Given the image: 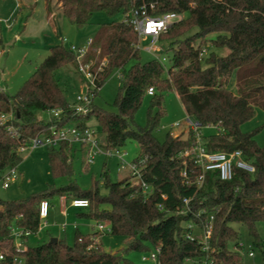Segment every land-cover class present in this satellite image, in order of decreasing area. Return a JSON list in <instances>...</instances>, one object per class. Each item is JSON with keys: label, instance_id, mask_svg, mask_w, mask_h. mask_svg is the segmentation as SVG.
I'll return each mask as SVG.
<instances>
[{"label": "trees", "instance_id": "16d2710c", "mask_svg": "<svg viewBox=\"0 0 264 264\" xmlns=\"http://www.w3.org/2000/svg\"><path fill=\"white\" fill-rule=\"evenodd\" d=\"M45 10L52 12V0H44ZM62 15L81 28L91 23L95 12L108 16L126 14L142 4L153 15L175 12L183 15L160 34L159 42L165 51H172L170 66L156 58L140 61L137 38L132 26L122 20L102 25L88 46L82 63L91 64L95 71V93L115 70H120L116 111H107L91 102L85 115L76 114L58 83L56 72L70 66L76 77V55L63 44L49 45L48 53L35 67L23 85L11 95L0 89V114H12L13 131L0 125V174L18 166L22 161L19 147L45 134L52 124L79 127L96 121L103 133L105 149L120 148L129 139L138 144L143 158L141 178L149 188L131 176L112 181L106 171L100 179L106 189L99 193L98 180L93 178L88 189H81L74 181L65 185H49L41 193L17 200L0 199V264H133L126 257L130 250H146L148 245L158 248V264H196L207 252L201 250L199 234L187 237V224L202 226L212 215L209 254L213 264H247L241 249L240 235L232 227L241 223L247 229L253 247L264 259V239L256 225L264 221V145L255 141L258 129L244 132L241 125L254 114V108L264 110V0H55ZM0 46L3 47L0 30ZM227 49L221 55L213 49ZM135 60L129 68L125 65ZM234 77L235 92L227 88ZM148 87L154 88L146 123L136 125L134 115ZM174 90L185 113L197 123V132L207 151L231 152L240 149L243 158L254 166L253 172L234 167L229 181L221 180L216 171H207L201 183L197 178L201 169L191 155L179 156L196 140L191 128L174 136L165 134L159 141L155 130L164 115L163 92ZM57 109L59 115L46 120L38 112ZM216 128L207 136L200 129ZM67 142L48 146L47 156L53 177L70 178L72 156L77 150ZM86 152V148L81 146ZM186 174L183 175L182 172ZM54 195L66 199L85 198L86 212L80 216L104 223L110 233L123 237L122 253L105 251L101 243L103 232L91 235L75 232L74 243L62 238L35 246L25 245L31 233L39 229L38 206ZM187 198V207L183 199ZM183 211V212H182ZM28 232L23 246L16 248L11 229Z\"/></svg>", "mask_w": 264, "mask_h": 264}, {"label": "rangeland", "instance_id": "374dc122", "mask_svg": "<svg viewBox=\"0 0 264 264\" xmlns=\"http://www.w3.org/2000/svg\"><path fill=\"white\" fill-rule=\"evenodd\" d=\"M53 19L47 15L44 0H0V30L2 33L3 47L0 46V89H3L7 95L14 94L23 83L29 78L35 67L48 53L49 45L54 43H62L67 49L71 46L83 48L86 41L93 38L102 25H108L112 22H120L124 18V14L117 13L114 16H108L102 11L95 12L92 16L91 23L78 28L72 25L61 13L56 6L55 0H52ZM186 14L181 15L185 16ZM150 45L149 40H140L139 55L140 61H147L156 56L160 59L164 68L170 66V58L172 51H165L160 42L155 45L160 51L150 52L147 47ZM217 53L223 55V49H213ZM225 50V49H224ZM135 60H130L125 68H129ZM64 70V71H63ZM120 70H115L106 79L103 85L95 94L92 101L99 108L107 111H116L114 100L118 91ZM58 83L63 93L72 105L75 97L80 94V85L74 70L67 68L60 69L56 72ZM227 88L235 92L234 77H230ZM151 96L145 95L142 102L135 112L134 122L136 125L143 126L146 123V114ZM163 109L164 115L161 119L159 127L155 130L154 135L159 141H163L165 134L169 131L172 134L185 132L188 129V121L193 119L189 117L180 103L178 96L174 90L163 92ZM48 113L38 112V117L47 119ZM69 123L67 125H73ZM90 125L97 127L100 131V125L96 121H91ZM244 132L258 129L254 138L258 145H264V110L255 107L253 116L241 125ZM203 136H207L216 131L213 126H206L200 129ZM97 138L100 144L103 143V133L97 132ZM47 145H38L36 147L27 148L21 152L22 161L17 166V177L6 188L0 185V199L17 200L31 194L41 193L49 187V185L61 186L69 181H74L79 188L88 189L93 178L98 180L99 193L105 194L106 189L100 179L102 171H106L112 181L119 180L128 174V165L138 155V144L135 140L129 139L123 146L119 148L124 153L123 159L126 163L120 166V162L116 157H107L103 154H95L90 162L86 161V152L77 149L72 156V171L70 178L65 176L53 177L50 172L47 156ZM135 181V180H134ZM62 199L59 195H54L49 201V213L46 219L47 224L43 221L39 224V229L35 233L27 236L25 245L35 246L50 238L59 236L66 243L72 245L75 238V229L85 235L91 229L85 224L87 221L83 217L76 214L84 210H70V199H66L68 214L66 217L61 215ZM66 224V231H63L62 225ZM232 227L237 230L240 235V243L242 245V258L247 264H264V259L256 247L251 244V238L247 229L241 223H233ZM257 232L264 239V221L256 225ZM198 233L197 230H194ZM67 236L68 239L65 238ZM101 243L105 251L111 253H122L125 247L123 237L114 235L105 231L101 235ZM230 248L233 245L229 244ZM248 250H252L254 256L247 254ZM156 252L154 246L148 245L146 250H130L126 253V257L133 264H158V258L153 260L150 254ZM145 256L146 259H142Z\"/></svg>", "mask_w": 264, "mask_h": 264}, {"label": "built area", "instance_id": "2783aa9c", "mask_svg": "<svg viewBox=\"0 0 264 264\" xmlns=\"http://www.w3.org/2000/svg\"><path fill=\"white\" fill-rule=\"evenodd\" d=\"M154 4H149L147 7L145 4H142L136 8L131 9L125 15L123 20L128 22L137 38V48L139 46L140 40H149L150 45L147 49L150 52L160 51V48L155 44L159 40L160 34L166 32L171 25L178 19L181 18L180 14L175 12H167L161 15H153L150 13L153 10ZM92 38L87 39L86 46L83 48H75L74 46L70 47V51H72L76 55L77 61V72L81 77L80 81L83 85V89L80 94L75 97V102L72 104L74 112L76 114L85 115L89 106L92 102L93 97L95 96V78L98 70L101 69V65H103L104 61L101 62V65L97 67L95 71L91 69V64L82 63L81 59L84 56L88 46L91 44ZM1 55V52H0ZM160 62L164 60V58L160 59L159 57H155ZM154 93L153 87H148L146 90L147 95H152ZM60 113L59 110L54 109L49 112V115L58 116ZM12 114L3 113L0 114V125H6L7 130L13 131V127L11 124ZM188 126L193 131L196 132V140L192 144V146L182 152L179 153V156L191 155L194 159V162L201 169V173L197 178V182L201 183L204 174L207 171H216L218 177L221 180L229 181L233 177V169L234 167L239 168L241 170L247 172H253L254 166L248 163L244 158L242 151L240 149L224 152V151H207L203 146L200 135L197 132V123L195 121L189 120ZM61 142H67L70 144H77L84 146L86 148V161L90 162L95 154H103L107 157H116L120 166H123L126 163L123 159L124 153L119 150V148L115 149H105L103 148L97 138V129L92 125L86 126L84 128L73 125H64L59 126L57 124H52L45 134L35 136L30 140L29 145L19 147V152L25 151L27 148L36 147L38 145H47V146H57ZM144 159H138L137 161H131L130 163H126L128 165V174L132 177L133 180L140 183L146 192H149V188L144 184L141 178V168L143 166ZM183 175L186 174L185 171L182 172ZM17 177V166L10 167L6 169L3 173L0 174V185L3 188L8 187L13 180ZM188 199L184 198L183 203L187 207ZM70 206L74 208H87L89 205V201L85 198H71L69 202ZM49 211V202L45 199L41 200L38 206V216L40 221L44 220ZM183 212V211H182ZM212 220L213 216L211 215L207 221L204 222L202 226L187 224L186 226L190 228V231L187 233V237L190 240H193L196 237L195 229L199 234V239L201 242V250L207 252V254L202 257L200 260L196 261V264H213V258L210 256L209 252V240L211 237L212 231ZM97 230L101 232L108 231L110 232L109 226L104 223L98 222L96 224ZM11 234L14 237V244L16 248H21L23 246L22 238L23 236L28 235L27 231L22 229H11ZM241 249L236 246L233 247L234 250H238L241 252ZM159 249L156 248V252H152L150 254V258L155 260L157 259ZM247 254L249 256H254L252 250H248ZM0 258L2 255L0 254ZM142 259H146L145 256H142Z\"/></svg>", "mask_w": 264, "mask_h": 264}, {"label": "crops", "instance_id": "0c3cea01", "mask_svg": "<svg viewBox=\"0 0 264 264\" xmlns=\"http://www.w3.org/2000/svg\"><path fill=\"white\" fill-rule=\"evenodd\" d=\"M47 13V12H46ZM47 15L48 16H50V19H53V17H54V13H47ZM225 48H223V55H225L226 53H227V49H225ZM64 71V70H63ZM78 78V77H77ZM78 83H79V85H80V90H82L83 89V85L81 84V81H80V79L78 78ZM1 88V87H0ZM3 90V89H2ZM48 113V112H47ZM48 116H49V113H48ZM47 116V117H48ZM179 134V133H178ZM178 134H173L174 136H176V135H178ZM75 147H76V149H79V150H82L81 149V147L79 146V145H74ZM61 199H62V206H61V215L62 216H64V217H66L67 216V214H68V209H70V210H75V211H77V210H84V211H82V212H79V213H77L76 215L78 216V217H82V216H80V214L81 213H83V212H86V208H74V207H72V206H70V204H68L69 205V208L67 207V202H66V198H64V197H61ZM68 208V209H67ZM48 213H49V211H48ZM47 217H48V215H47ZM47 217L44 219V220H42L43 221V224H47V221H46V219H47ZM84 218V217H83ZM87 221L85 222V224L87 225V228H88V225H89V227L91 228V229H89V231H87V232H89V233H87V234H85V235H91V234H93L94 232H96L97 231V227H96V224H97V222L95 221V220H92V219H88V218H85ZM62 227H63V231H66V224H63L62 225ZM78 232V227H76V229H75V232ZM57 240L58 239H60L61 237H59V236H56L55 237ZM65 238L66 239H68L67 238V236H65ZM63 239V238H62ZM101 239V238H100Z\"/></svg>", "mask_w": 264, "mask_h": 264}, {"label": "water", "instance_id": "95a60500", "mask_svg": "<svg viewBox=\"0 0 264 264\" xmlns=\"http://www.w3.org/2000/svg\"><path fill=\"white\" fill-rule=\"evenodd\" d=\"M57 239L56 238H50L49 242H56Z\"/></svg>", "mask_w": 264, "mask_h": 264}]
</instances>
